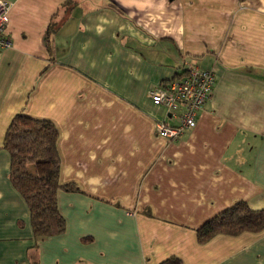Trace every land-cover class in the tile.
Segmentation results:
<instances>
[{"label": "crops", "instance_id": "crops-1", "mask_svg": "<svg viewBox=\"0 0 264 264\" xmlns=\"http://www.w3.org/2000/svg\"><path fill=\"white\" fill-rule=\"evenodd\" d=\"M0 50V264H264V230L197 241L245 201L264 208V0H7ZM214 72L195 125L149 91ZM17 114L58 131L62 233L34 236L9 179Z\"/></svg>", "mask_w": 264, "mask_h": 264}, {"label": "trees", "instance_id": "trees-1", "mask_svg": "<svg viewBox=\"0 0 264 264\" xmlns=\"http://www.w3.org/2000/svg\"><path fill=\"white\" fill-rule=\"evenodd\" d=\"M57 138L58 131L51 121L17 114L3 139V148L10 155L9 179L27 205L34 236L40 238L64 231L65 220L58 210L56 195L59 189L74 188L59 183ZM263 230L264 208L253 209L245 201H238L201 225L197 241L203 244L220 234L237 236ZM161 264L181 261L170 258Z\"/></svg>", "mask_w": 264, "mask_h": 264}, {"label": "built area", "instance_id": "built-area-1", "mask_svg": "<svg viewBox=\"0 0 264 264\" xmlns=\"http://www.w3.org/2000/svg\"><path fill=\"white\" fill-rule=\"evenodd\" d=\"M11 3L0 0V50L10 48L12 41L8 33ZM214 72L201 69L195 64L187 66L184 74L173 77L149 91L153 104L163 106L171 115L178 114L177 125L157 123L158 136L177 140L185 130L195 125L197 113L211 94Z\"/></svg>", "mask_w": 264, "mask_h": 264}]
</instances>
